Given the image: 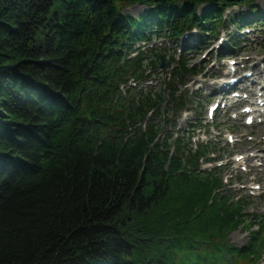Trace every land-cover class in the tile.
Masks as SVG:
<instances>
[{
	"label": "trees",
	"instance_id": "16d2710c",
	"mask_svg": "<svg viewBox=\"0 0 264 264\" xmlns=\"http://www.w3.org/2000/svg\"><path fill=\"white\" fill-rule=\"evenodd\" d=\"M256 1L0 0V264L264 257V212H245L248 200L227 195L221 167L200 169L219 161L217 146L208 139L193 148L200 125L162 126L199 104L196 91L179 86L204 70L191 53L220 26H264ZM133 5L147 11L133 17L125 12ZM233 6L250 16H225ZM193 29L175 57L174 43ZM234 37L220 54L238 51ZM155 39L172 46L164 89L122 93L121 84L144 79L169 53ZM243 223L249 237L237 246L228 232Z\"/></svg>",
	"mask_w": 264,
	"mask_h": 264
},
{
	"label": "rangeland",
	"instance_id": "374dc122",
	"mask_svg": "<svg viewBox=\"0 0 264 264\" xmlns=\"http://www.w3.org/2000/svg\"><path fill=\"white\" fill-rule=\"evenodd\" d=\"M255 7L257 12L264 13V0H257ZM205 9L206 6H200L198 13L203 12ZM238 9L242 10L244 15L248 13L246 6H233L232 8H228L224 15L234 14ZM146 11L147 8L141 5H133L125 10L126 13L133 17L144 15ZM193 34H195L194 29L182 36L178 42L174 43L176 49L174 53L175 57L179 55V51L183 48L185 42L191 41ZM215 34L209 36L207 48L202 52L195 50L188 57L192 61L191 64L197 66L202 65L203 72L198 76L190 78L186 84L179 85L180 90L187 89L189 95L192 97L196 91L194 98L198 99L199 104H189L186 109L175 113L170 124L175 121V129L185 130V132L189 130L186 128L188 123L200 125V129L195 130L189 137L193 148H195L198 142H206L208 139L211 140L217 146V155H221L217 159L220 161V165L216 164V166L223 169V182L227 183V189H231V191H227V195L233 196L235 199L237 197L245 198L248 200V204L244 211L261 214L264 212V121H262L260 115H255L253 124L246 126L244 124V115H241L238 119H234L235 114L227 112L226 109L219 108L214 112L213 118H210L208 110L212 102H216L220 98L219 96L222 95L219 91L220 87L218 83L220 81L226 82L229 78L238 77V74H226L228 66H230L228 65V61L237 62L242 60L247 61L249 67L254 66V71L257 73L260 72V75L251 76L249 79L255 81L257 86L264 87V26L253 27L252 30H249V33L246 30L236 33L235 28L231 25H227L226 27L220 26L219 31ZM234 35L236 36L234 37L236 41H241L239 43V50L232 56L223 53L220 54L219 50L221 47L227 45L229 38ZM152 43L156 47H166L168 49L172 47L169 41L161 39H155ZM145 47L149 48L150 45L142 47L141 50H144ZM170 53H172L171 50H169L165 58L161 54L166 64L162 70H159V68L147 69L146 73H144V75L147 74L144 76V79H128L125 82L126 85L121 84L119 86L121 92L125 93L127 89L132 88L134 91L142 89L145 93L150 87H155L154 90L156 92L163 90L164 88L160 83H162L165 76L169 78L168 72L171 66H169L168 61ZM234 66L241 69L242 62H238ZM248 70L249 68H246L245 72L239 74V76L243 77ZM182 79H185V77L183 76ZM211 86H213L212 89H209ZM236 86L239 88L245 86L243 90L238 92L240 95H243V93L253 88L242 82H238ZM256 89L251 99L254 104L256 97H258V90ZM164 96L167 97V92L164 93ZM262 102H264V99ZM243 104L239 103L237 107H242ZM161 105L164 106L165 102ZM261 110H264V105L261 107ZM150 114L151 112H148V116ZM170 124L165 125L163 123L162 126H169ZM229 137H232V139L229 140ZM239 156L242 158L246 157L247 162L242 160V158L238 159ZM236 158L238 161H235ZM213 165L215 164H208L205 161H201L200 169L208 170ZM243 225L244 223L228 232V238L232 244L241 246L247 241L249 233L246 228H243ZM256 227L257 225H253L250 230H255ZM258 263L264 264V259L261 258Z\"/></svg>",
	"mask_w": 264,
	"mask_h": 264
},
{
	"label": "bare ground",
	"instance_id": "6f19581e",
	"mask_svg": "<svg viewBox=\"0 0 264 264\" xmlns=\"http://www.w3.org/2000/svg\"><path fill=\"white\" fill-rule=\"evenodd\" d=\"M211 40H213V39H211ZM206 43V47L208 46V43L209 42H205ZM222 48V47H221ZM239 45H238V50H239ZM170 50H172V47H171V49ZM220 52H222V50L220 49L219 50ZM219 56V55H218ZM242 65H244L245 67H244V69H246V68H249V71H251L252 72V76H255V75H260V72L259 73H257V72H255L254 71V66H251V67H249L248 66V63H247V61H242ZM234 68H235V71L237 72L238 70H242V68L241 69H238V68H236L235 66H234ZM226 74H227V71H226ZM189 81V80H188ZM253 82V83H256V82H254L253 80H251V79H244V77H241L240 79H239V83L240 82H242V83H249V82ZM219 86L220 85H223V82L222 81H220L219 83ZM227 84V83H226ZM225 84V85H226ZM228 85H230V84H228ZM212 87L213 86H211V87H209V89H212ZM234 88H236V89H240L238 86H236V84L235 85H231V86H229L225 91H223L221 94V96H222V98H225V94H228L229 93V91L231 90V89H234ZM260 92H261V95L262 96H264V87H261L260 88V90H259ZM261 98V97H260ZM262 101H263V99H261ZM208 101H209V99H208ZM236 101H239V100H236ZM220 108V106L218 105L217 106V108H216V111L218 110ZM221 109V108H220ZM189 124V123H188ZM187 124V125H188ZM242 158V157H241ZM242 160H244L245 162H247V159H246V157H243L242 158ZM262 259H264V257L262 258ZM260 261V260H259ZM259 261H257L256 263H254V264H259L258 262Z\"/></svg>",
	"mask_w": 264,
	"mask_h": 264
},
{
	"label": "water",
	"instance_id": "95a60500",
	"mask_svg": "<svg viewBox=\"0 0 264 264\" xmlns=\"http://www.w3.org/2000/svg\"><path fill=\"white\" fill-rule=\"evenodd\" d=\"M166 66V64L164 63V60H163V57L161 56L160 58V63L159 65L157 66L159 68V70H162L164 67ZM88 76V71H86L84 73V77H87ZM175 113H173L171 115V117H169L168 119L165 120L164 124H169L172 120H173V117H174Z\"/></svg>",
	"mask_w": 264,
	"mask_h": 264
}]
</instances>
